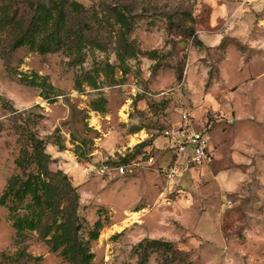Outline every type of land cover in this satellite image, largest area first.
Listing matches in <instances>:
<instances>
[{
  "label": "rangeland",
  "instance_id": "1",
  "mask_svg": "<svg viewBox=\"0 0 264 264\" xmlns=\"http://www.w3.org/2000/svg\"><path fill=\"white\" fill-rule=\"evenodd\" d=\"M77 1L128 4L135 15L128 38L140 53L119 64L110 47L88 52L79 65L61 52L41 55L26 47L0 54V194L18 171L13 119L20 113L4 108L8 103L24 110L23 118L44 113L38 135L57 127L68 144L75 159L67 155L51 167L62 165L77 186L79 213L89 226L99 217L107 222L91 242L90 264H136L131 248L144 237L170 240L187 253L186 263L174 264H264V0ZM189 26L195 37L187 35ZM106 60L115 66L114 79L96 75ZM32 71L61 90L54 102L20 83L19 73ZM85 71L98 87L82 81L75 88ZM99 96L106 99L104 113L90 108ZM35 103L41 107L31 108ZM183 112L193 129L208 135L210 156L202 164H186L163 136ZM153 139L152 163L135 157L136 165L121 175L83 170L110 159L120 163ZM168 166L174 176H166ZM26 244L40 260H13L15 231L0 206V264H69L36 232ZM147 264H155L154 254Z\"/></svg>",
  "mask_w": 264,
  "mask_h": 264
},
{
  "label": "trees",
  "instance_id": "2",
  "mask_svg": "<svg viewBox=\"0 0 264 264\" xmlns=\"http://www.w3.org/2000/svg\"><path fill=\"white\" fill-rule=\"evenodd\" d=\"M134 25L135 15L128 4L103 1L86 7L77 0H0V54L26 47L41 55L61 52L69 57L70 64L79 65L84 63L88 52H106L113 47L118 63L122 64L140 53L128 38ZM186 31L188 36L195 37L192 26ZM114 69L115 66L106 60L95 71L96 75L100 71L105 78L114 79ZM122 73H127V69ZM18 79L24 85L40 88L38 96L49 103L62 94L49 82L48 75L32 71L30 74L19 73ZM82 81L93 88L98 87L96 76L89 71L84 72L83 79H75L76 89L82 86ZM105 104L106 99L99 96L90 101V108L104 113ZM4 105L14 114L20 113L13 119L20 146L14 158L18 171L6 180L0 194V206L7 209L18 245L13 260L23 263L40 260V256L27 251L26 240L30 232H36L49 251L56 252L63 262L90 264L94 258L91 242L98 238L107 222L99 217L89 226L79 213L77 186L60 165L51 167L62 159L52 156L48 146L58 151L66 150L59 128L54 129L55 136L51 132L40 137L36 128L44 119V113L31 111L23 118L24 110L17 112L12 105ZM40 107L35 103L31 108ZM138 130L140 127H133L131 132ZM151 141L153 143L154 139L137 144L142 151L121 158L120 163L111 159L105 163L128 164L135 157L148 158L154 147ZM73 153L78 161L79 154L75 149ZM131 251L136 256V264H147L153 254L155 264L186 263L188 258L187 253L175 247L172 241L161 237H144L132 246Z\"/></svg>",
  "mask_w": 264,
  "mask_h": 264
},
{
  "label": "built area",
  "instance_id": "3",
  "mask_svg": "<svg viewBox=\"0 0 264 264\" xmlns=\"http://www.w3.org/2000/svg\"><path fill=\"white\" fill-rule=\"evenodd\" d=\"M190 114L183 112L181 114V123L176 126H171L163 130V136L168 139V147H170L175 154L181 155L186 158V164L199 165L206 161L210 156V150L208 146V135L204 130L193 129L188 120ZM136 159L130 161L128 164H113L103 163L100 166L95 164H87L84 167V172L87 176L93 173L99 175H106L111 171H115L118 174H124L126 170H131V167L136 165ZM146 161L148 163L153 162V157L149 156ZM166 176H174L176 170L173 166H168L163 169Z\"/></svg>",
  "mask_w": 264,
  "mask_h": 264
},
{
  "label": "crops",
  "instance_id": "4",
  "mask_svg": "<svg viewBox=\"0 0 264 264\" xmlns=\"http://www.w3.org/2000/svg\"><path fill=\"white\" fill-rule=\"evenodd\" d=\"M67 145L68 144H66V147H67ZM51 147V149H52V152H53V154H52V156H54V157H59V158H66V157H68L67 155H69L70 156V158H72L73 160L75 159L73 156H72V153L70 152V151H68L67 149L66 150H64V151H58V150H56V148L55 147H53V146H50ZM65 151L67 152L68 151V154H65ZM63 162V161H62ZM60 167H63L62 165L60 166ZM118 175H121V174H118ZM136 214V213H135Z\"/></svg>",
  "mask_w": 264,
  "mask_h": 264
},
{
  "label": "bare ground",
  "instance_id": "5",
  "mask_svg": "<svg viewBox=\"0 0 264 264\" xmlns=\"http://www.w3.org/2000/svg\"><path fill=\"white\" fill-rule=\"evenodd\" d=\"M134 215H136V214H134ZM130 219V218H129Z\"/></svg>",
  "mask_w": 264,
  "mask_h": 264
}]
</instances>
